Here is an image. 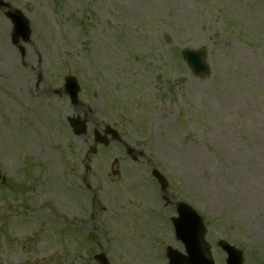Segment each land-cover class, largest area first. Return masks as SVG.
I'll list each match as a JSON object with an SVG mask.
<instances>
[{"label": "rangeland", "instance_id": "rangeland-1", "mask_svg": "<svg viewBox=\"0 0 264 264\" xmlns=\"http://www.w3.org/2000/svg\"><path fill=\"white\" fill-rule=\"evenodd\" d=\"M2 1L31 37L11 43L0 9V264H166L183 248L152 167L205 219L216 264L220 239L264 264V0ZM199 47L205 80L181 57ZM105 125L122 144L93 143Z\"/></svg>", "mask_w": 264, "mask_h": 264}, {"label": "water", "instance_id": "water-1", "mask_svg": "<svg viewBox=\"0 0 264 264\" xmlns=\"http://www.w3.org/2000/svg\"><path fill=\"white\" fill-rule=\"evenodd\" d=\"M0 6L8 5L0 2ZM6 15L13 22V37L15 42H18L19 36H21L24 41H27L30 35L28 21L17 10H13V12L9 11ZM182 54L196 77L204 78L208 75L209 70L206 66L205 51L203 49L196 51L184 49ZM65 90L70 95L71 102L76 104L78 87L75 81L71 78H67ZM68 122L74 129L75 134L81 135L85 133V121H81L79 118H68ZM106 133H112L113 139H117L116 132L111 131L109 128H106ZM103 140L104 138H101L96 134V141L103 143L106 142ZM155 176L165 188L166 184L162 177L156 172ZM176 210L179 214V218L173 220V223L176 227V237L177 239L182 240L184 243L188 256H182L178 254L176 250L168 249L167 255L170 259L169 264H213L210 257L209 246L203 239L205 229L202 225L201 219L190 207L185 204H177ZM218 246L227 253L226 264H242L243 259L241 251L228 246L224 242H220ZM95 259L100 264H107V261L103 255L96 256Z\"/></svg>", "mask_w": 264, "mask_h": 264}]
</instances>
